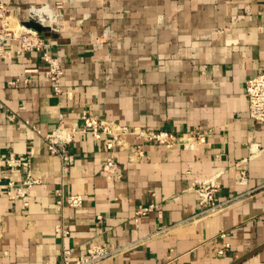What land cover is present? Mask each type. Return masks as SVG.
<instances>
[{"label":"crops","instance_id":"obj_1","mask_svg":"<svg viewBox=\"0 0 264 264\" xmlns=\"http://www.w3.org/2000/svg\"><path fill=\"white\" fill-rule=\"evenodd\" d=\"M57 3L65 26L48 39L65 70L64 95L52 94L38 53L12 51L0 61V264H62L64 249L76 262L93 246L133 247L138 240L106 264H264V125L249 117L245 90L264 69V0H9L25 23L29 7ZM32 14L44 18L53 11ZM106 25L111 38L94 49L91 40ZM25 76L29 83L10 86ZM88 109L123 126L199 133L206 144L197 151L144 145L145 157L135 162L131 150L123 151L121 177L110 180L103 141L80 134L69 145L76 162L63 177L44 138L57 129L60 114L68 128H81ZM31 149L33 175L41 182L25 206L6 189L12 181L16 192L22 171L2 161ZM63 178L68 195L83 197L81 207L57 209ZM197 182L213 183L216 200L231 202L198 217ZM150 206L136 221L139 208ZM225 244L229 250L217 255Z\"/></svg>","mask_w":264,"mask_h":264},{"label":"built area","instance_id":"obj_2","mask_svg":"<svg viewBox=\"0 0 264 264\" xmlns=\"http://www.w3.org/2000/svg\"><path fill=\"white\" fill-rule=\"evenodd\" d=\"M38 8H49L53 11L54 24L50 27L43 25L32 12ZM63 6L57 3L56 7H51L48 4L41 6H31L28 8L29 21L35 20L42 26L49 29L51 33H59L64 28ZM113 31L109 25L104 27L102 35L91 40L94 49H101L105 43L111 38ZM11 48H13L11 50ZM12 51L17 55L26 53H38L41 61L45 65V77L49 81L52 94L60 98L64 95L63 78L65 70L61 61L53 56L51 53V43L47 36L29 28L23 20H18L10 8L9 0L0 1V61L11 58ZM34 71H25L28 75ZM20 82L29 83V78L25 76L24 80L15 79L11 81L10 86L17 85ZM246 96L248 99V115L256 123L264 125V69L258 75L252 77L246 82L245 86ZM1 108V107H0ZM8 119L13 121L14 114H8ZM82 127L68 128L66 126L65 116L60 114L59 124L55 131L46 135L44 140L49 153L52 156L59 158L61 163V174L66 177L71 167L76 162V157L70 152L69 145L74 141L75 137L80 134H90L96 140L103 141L105 148L109 151V156L106 158L103 170L108 179L113 180L120 178L121 164L120 155L123 151H130V161H139L145 157V152L142 149L144 145H159L167 148L181 146L187 151H197L202 145L206 144V139L199 133H186L179 136L172 132L166 131H152L142 127H128L119 125L115 122L100 118L94 112L88 110L83 111ZM26 126L30 127L33 133L40 134V132L31 125L30 121L24 122ZM34 150L23 158L17 157L10 153L3 161L2 165L11 171H22V180L13 193L12 189L16 186L14 182L10 181L7 186V195L11 200L21 199L25 206H28V197L34 187L40 184V179L33 175L32 159L34 157ZM240 183L243 184L246 178V169L239 168ZM199 196V213L198 217L206 218L221 212L228 204L219 203L215 194L218 187L209 182H197L194 185ZM66 180L63 178L60 187L55 192L56 206L61 212L65 208H79L83 204V197L79 195H68L65 190ZM250 194V193H248ZM153 206L148 208L140 207L136 212V221L139 217L148 213ZM101 219V218H99ZM1 227V224H0ZM169 229H162L159 233L153 235L164 234ZM55 231L63 237L69 236V231L62 226H57ZM219 238L224 240L227 238L226 232H221ZM140 240L132 243L133 247H119L108 248L106 246L97 245L87 250V255L72 262V250L64 249L62 253V264H106L109 261L127 253L130 249L137 247ZM230 248L229 244H225L221 249L216 250V254L222 256ZM173 258L169 259V263Z\"/></svg>","mask_w":264,"mask_h":264},{"label":"water","instance_id":"obj_3","mask_svg":"<svg viewBox=\"0 0 264 264\" xmlns=\"http://www.w3.org/2000/svg\"><path fill=\"white\" fill-rule=\"evenodd\" d=\"M26 25H27L29 28H31V29H33V30H35V31H37V32H39V33H41V34L47 36V37H51V36H52V33L49 31L48 28L42 26L39 22H37V21H35V20H32V21H28V22H26ZM241 261H242V260H241ZM241 261H240V262H241ZM240 262H238V263H240ZM238 263H236V264H238Z\"/></svg>","mask_w":264,"mask_h":264},{"label":"bare ground","instance_id":"obj_4","mask_svg":"<svg viewBox=\"0 0 264 264\" xmlns=\"http://www.w3.org/2000/svg\"><path fill=\"white\" fill-rule=\"evenodd\" d=\"M43 25H45L46 22L49 21V18L51 17H48V16H45L44 18L43 17H40L38 16V14H33Z\"/></svg>","mask_w":264,"mask_h":264},{"label":"rangeland","instance_id":"obj_5","mask_svg":"<svg viewBox=\"0 0 264 264\" xmlns=\"http://www.w3.org/2000/svg\"><path fill=\"white\" fill-rule=\"evenodd\" d=\"M38 16L42 17V14H38ZM45 16L51 17V18H49V21H48L49 23L54 22V20H53L54 15L53 14H49V15H45ZM48 22L45 23V25L48 24Z\"/></svg>","mask_w":264,"mask_h":264}]
</instances>
